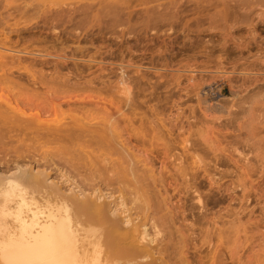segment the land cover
<instances>
[{
  "label": "rangeland",
  "instance_id": "1",
  "mask_svg": "<svg viewBox=\"0 0 264 264\" xmlns=\"http://www.w3.org/2000/svg\"><path fill=\"white\" fill-rule=\"evenodd\" d=\"M0 122L1 172L96 190L165 264H264V0H0Z\"/></svg>",
  "mask_w": 264,
  "mask_h": 264
},
{
  "label": "bare ground",
  "instance_id": "2",
  "mask_svg": "<svg viewBox=\"0 0 264 264\" xmlns=\"http://www.w3.org/2000/svg\"><path fill=\"white\" fill-rule=\"evenodd\" d=\"M2 118L8 128L24 133L48 129L40 120L18 122L12 112ZM46 133L54 141L70 136L69 131ZM1 171L0 264H165L163 253L140 250L147 237L145 226L141 232L129 210L118 211L111 203L101 202L96 190L77 194L67 178L64 182L71 188L66 193L45 171L23 169L9 175Z\"/></svg>",
  "mask_w": 264,
  "mask_h": 264
}]
</instances>
